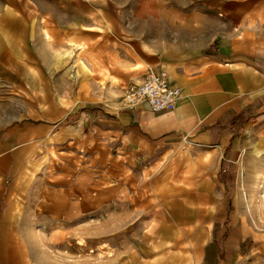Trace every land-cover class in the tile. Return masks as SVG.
<instances>
[{
  "label": "rangeland",
  "instance_id": "obj_1",
  "mask_svg": "<svg viewBox=\"0 0 264 264\" xmlns=\"http://www.w3.org/2000/svg\"><path fill=\"white\" fill-rule=\"evenodd\" d=\"M28 1L11 3L34 36L28 46L11 48L16 56L5 50L0 62V137H10L9 153L0 157V213L17 216L7 225L20 232L16 241L30 263L143 262L161 202L181 194L193 176L179 174L172 158L155 166L117 161L87 126H57L75 113L99 118L121 102L126 107L127 88L158 72L140 62L146 32L131 29L132 11L147 3L158 11L163 0H39L48 14ZM16 179L27 181L21 202L9 197ZM247 183L245 191L258 198L255 176ZM257 198L238 202L251 229L243 264H264V202Z\"/></svg>",
  "mask_w": 264,
  "mask_h": 264
},
{
  "label": "crops",
  "instance_id": "obj_2",
  "mask_svg": "<svg viewBox=\"0 0 264 264\" xmlns=\"http://www.w3.org/2000/svg\"><path fill=\"white\" fill-rule=\"evenodd\" d=\"M28 2L48 14L39 0ZM17 7L0 0V62L5 50L16 56L11 48L28 46L34 36ZM154 10L149 3L138 6L131 29L146 32L140 62L165 71L181 90L175 110L155 113L147 104L130 110L121 102L105 109L106 117L75 113L57 128L87 126L117 161L155 166L172 158L179 174L193 176L181 194L163 199L144 261L130 264H243L251 229L238 202L257 198L246 192L250 176L264 202V0H163ZM0 139L6 158L10 137ZM25 190L27 181L16 179L10 199L21 202ZM16 217L0 213V264H35L16 241L20 232L7 225Z\"/></svg>",
  "mask_w": 264,
  "mask_h": 264
},
{
  "label": "built area",
  "instance_id": "obj_3",
  "mask_svg": "<svg viewBox=\"0 0 264 264\" xmlns=\"http://www.w3.org/2000/svg\"><path fill=\"white\" fill-rule=\"evenodd\" d=\"M181 96V90L171 85L165 71H149L141 84L127 88L124 104L130 110L147 104L152 112H169L175 110Z\"/></svg>",
  "mask_w": 264,
  "mask_h": 264
},
{
  "label": "bare ground",
  "instance_id": "obj_4",
  "mask_svg": "<svg viewBox=\"0 0 264 264\" xmlns=\"http://www.w3.org/2000/svg\"><path fill=\"white\" fill-rule=\"evenodd\" d=\"M264 194V193H263ZM79 239V238H78ZM79 246H81V247H84L85 246V244H86V241L84 240V239H81L78 243H77ZM87 246V245H86ZM85 246V247H86ZM103 249V248H102ZM101 253L102 254H107L106 252H104V251H101Z\"/></svg>",
  "mask_w": 264,
  "mask_h": 264
}]
</instances>
